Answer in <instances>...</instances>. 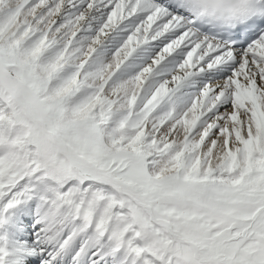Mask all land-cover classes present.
<instances>
[{
  "label": "snow or ice",
  "instance_id": "6c2138e0",
  "mask_svg": "<svg viewBox=\"0 0 264 264\" xmlns=\"http://www.w3.org/2000/svg\"><path fill=\"white\" fill-rule=\"evenodd\" d=\"M0 264H264V0H0Z\"/></svg>",
  "mask_w": 264,
  "mask_h": 264
}]
</instances>
